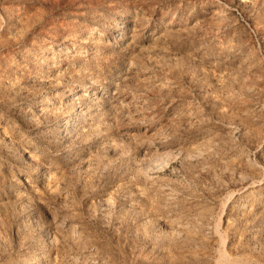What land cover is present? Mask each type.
I'll return each instance as SVG.
<instances>
[{"label":"rangeland","instance_id":"1","mask_svg":"<svg viewBox=\"0 0 264 264\" xmlns=\"http://www.w3.org/2000/svg\"><path fill=\"white\" fill-rule=\"evenodd\" d=\"M223 255L264 264V0H0V264Z\"/></svg>","mask_w":264,"mask_h":264},{"label":"bare ground","instance_id":"2","mask_svg":"<svg viewBox=\"0 0 264 264\" xmlns=\"http://www.w3.org/2000/svg\"><path fill=\"white\" fill-rule=\"evenodd\" d=\"M220 12V11H219ZM68 91V90H67ZM63 92V91H62ZM70 94V93H69ZM68 94V95H69ZM236 212V211H235ZM200 214V213H199ZM201 215V214H200ZM200 215H199V217H200ZM202 217H204L203 215H202ZM215 230H217V229H215ZM216 232V231H215ZM218 233V232H217ZM216 233V234H217ZM42 255V254H41ZM43 256V255H42ZM38 262V261H37ZM219 264H233V263H228V261H227V257L226 256H222L221 257V259H220V261L218 262Z\"/></svg>","mask_w":264,"mask_h":264}]
</instances>
